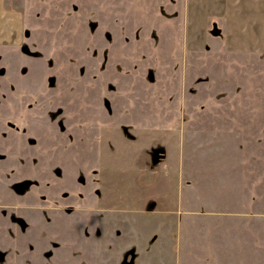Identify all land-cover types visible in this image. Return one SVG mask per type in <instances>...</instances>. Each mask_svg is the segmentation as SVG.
Here are the masks:
<instances>
[{"label":"rangeland","instance_id":"1","mask_svg":"<svg viewBox=\"0 0 264 264\" xmlns=\"http://www.w3.org/2000/svg\"><path fill=\"white\" fill-rule=\"evenodd\" d=\"M208 4L190 43L184 0H24L0 45V264H264V0Z\"/></svg>","mask_w":264,"mask_h":264},{"label":"crops","instance_id":"2","mask_svg":"<svg viewBox=\"0 0 264 264\" xmlns=\"http://www.w3.org/2000/svg\"><path fill=\"white\" fill-rule=\"evenodd\" d=\"M202 1V2H201ZM184 0V14H185V24L187 23V36L190 43L199 41L197 36L194 37L195 31L193 28L195 25L203 26V31L206 32L208 26L215 20L216 15L212 16L211 6L208 4V0ZM199 4V5H198ZM217 15L220 17V26L226 27L228 30V35L232 43L239 44L240 48H246V43L255 42L256 34H242L240 28L244 25L245 13L244 11H239L233 6H223L217 10ZM216 26H218L216 24ZM215 29V26H214ZM261 37V32L259 33V38ZM186 38V34H185ZM196 39V40H195ZM24 40V0H0V45H21ZM245 50V49H243ZM163 180L165 178L163 177ZM136 184V182H134ZM132 184V183H131ZM131 191L133 193L132 198H151V191L142 189L141 194L134 188V184L131 186ZM181 191V189H180ZM155 195L161 196V192L153 191ZM180 193V192H179ZM178 193V196H179ZM110 197L112 196V191L109 192ZM115 195V193H113ZM115 198V197H114ZM171 206L176 203L172 199L168 198ZM174 199V198H173ZM138 200V199H137ZM139 202V200L137 201ZM136 202V203H137ZM172 202V203H171ZM134 203V201H133ZM168 211V209H167Z\"/></svg>","mask_w":264,"mask_h":264},{"label":"flooded vegetation","instance_id":"3","mask_svg":"<svg viewBox=\"0 0 264 264\" xmlns=\"http://www.w3.org/2000/svg\"><path fill=\"white\" fill-rule=\"evenodd\" d=\"M132 259H133V261H132V260H131V261H132V263H133V262H134V258H132Z\"/></svg>","mask_w":264,"mask_h":264},{"label":"water","instance_id":"4","mask_svg":"<svg viewBox=\"0 0 264 264\" xmlns=\"http://www.w3.org/2000/svg\"><path fill=\"white\" fill-rule=\"evenodd\" d=\"M132 261H133V259H132Z\"/></svg>","mask_w":264,"mask_h":264}]
</instances>
